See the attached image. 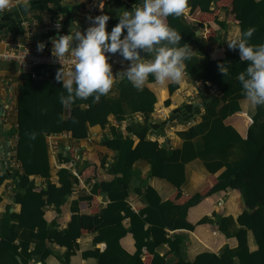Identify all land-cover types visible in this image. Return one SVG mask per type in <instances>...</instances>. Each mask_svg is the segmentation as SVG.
Wrapping results in <instances>:
<instances>
[{
  "label": "crops",
  "instance_id": "crops-1",
  "mask_svg": "<svg viewBox=\"0 0 264 264\" xmlns=\"http://www.w3.org/2000/svg\"><path fill=\"white\" fill-rule=\"evenodd\" d=\"M14 1L6 0V7L0 9V33L19 41L24 38V28L21 24L24 18L40 24L46 16L60 17L64 25L63 34L80 30L79 15L86 6V0H23L18 4H14ZM10 5L12 8L8 9ZM137 6H142V3L111 0L107 4V14L111 18H118L124 11ZM191 8L192 0H188L183 14L188 15ZM218 25V34L210 41L206 39L207 26L200 27L196 31L197 40L185 46L191 51L189 62L201 64L215 54L221 56L223 51L239 52L229 49L227 41L237 34H242L240 25L228 22L224 12L218 18ZM112 28L113 25L108 22V31H111ZM47 36L37 34L34 36L35 42L46 44ZM258 44H264V37ZM5 49L6 45L0 42V51ZM113 55L115 54H109V63L113 66L114 82L106 94V100L112 104L113 111L108 116L107 125L89 126L87 137L80 140L61 137L57 139L53 149L48 144L51 176L49 178L31 177L37 183L44 185L50 183L60 185L63 169L71 171V168H76L80 173L83 164L88 162L91 157L96 156L100 162L105 163V167L100 169L101 176L96 181H110L114 178L111 170L118 157V151L109 148L105 143L112 135V128H115L120 135L126 138H133L136 145L139 142V137L135 135V131L142 127H148L146 139L157 140L161 146L168 144L171 155H176V160L165 164L164 177L151 176V160H137L132 167L133 176L129 184L127 201L131 212L138 214L147 206L145 193L148 186L153 187L162 199L160 204L162 214L166 222L171 225L179 210V207L171 201L172 196L178 190L179 183L182 191L195 195L203 191L207 185V178L211 174L207 165L221 164L215 176L218 179H226L232 176L236 170L247 166L257 152V146L254 143L241 138L240 132L241 129L246 128L247 120L241 115L231 116L230 121L223 120L219 115H210L205 109L209 100L216 95L219 97L217 112L226 104L238 100L242 114L252 119V130L263 137L264 110H259L257 105H252L245 98L242 93V85L237 77L226 84L221 79L215 82L192 81L186 65L183 79L179 83L169 81L161 84L156 80L151 81L149 75L143 88L138 90L125 76L130 62L112 60ZM47 67L52 66H39L34 73L23 75L17 62L0 61V144L3 145V149L7 147L5 156L0 158V175L5 172H8L9 175L0 184V196L2 197L0 202V239H7L14 229L18 235L15 243L20 247L24 242H28L30 250L48 248L52 251L46 258V264H98L96 258L83 256L84 252L96 248L104 251L110 260L118 259L120 264H136L138 259L148 260V253L144 246L154 241L151 230L147 234L138 236V242L143 246V249L139 251L136 249L135 238L131 233H127L120 240L122 248L126 251L122 253L115 246L96 239L116 229L115 225L105 226L79 238L76 253L70 257L69 263H65L68 253L65 246L36 238L31 229L24 228L9 219V212L19 213L21 211V205L14 202V196L18 189L19 174L23 173L24 168L22 165L18 167L10 162V154L14 156L18 144L20 91L27 79L58 82L56 73H50L51 71ZM58 69L60 67L54 72H57ZM58 83L62 85V82ZM146 88L150 89L157 97L149 119L137 109V106L141 105L139 93ZM168 100H170V104L166 103ZM68 146H74L81 150V159L74 166L60 160L64 148ZM56 163H63L65 166L57 168ZM96 181L79 178V183L74 185L73 193L62 208L65 212L64 222L53 223L51 225L53 230L65 228L72 214L77 216L80 213L101 214L103 208L107 207L110 201L108 194L96 196L100 206L99 211L89 207L81 208L85 194L91 193ZM139 190L141 192H138ZM248 193L249 201L253 204L256 200L255 195L251 191ZM245 208L246 204L241 192L232 188H228V194L223 198L221 204L210 203L209 199L202 201L189 211L188 220L192 223H197L204 218L203 223L196 225L194 231L168 229V235L171 238H174L177 233L180 234L183 242L181 254L171 253L169 245L164 243L157 247L155 259L163 264H174L181 255L188 260H194L198 254L205 251L218 255L229 251L236 254L239 249L236 248L237 240L234 236L245 228L238 222V217ZM214 212L220 214V217ZM123 226L130 229V215L125 217ZM148 228L151 229V225ZM219 229H222L230 239H227ZM248 242L252 251L258 248L251 231L248 232ZM227 244L232 249H229ZM40 263L38 257L31 262V264ZM0 264H22V260L20 256L10 251L0 250ZM235 264H239L237 257H235Z\"/></svg>",
  "mask_w": 264,
  "mask_h": 264
},
{
  "label": "trees",
  "instance_id": "trees-1",
  "mask_svg": "<svg viewBox=\"0 0 264 264\" xmlns=\"http://www.w3.org/2000/svg\"><path fill=\"white\" fill-rule=\"evenodd\" d=\"M130 3H142V0H128ZM226 13L228 22H235L241 27V32L254 28L250 43L258 44L264 37V0H192V8L188 15H171L166 22L176 29L182 36L180 46H186L198 36L196 31L200 27L207 26L206 39L212 40L218 34V18L221 13ZM101 14H107V5ZM100 14V15H101ZM108 15V14H107ZM113 27L119 23L118 18H110ZM148 59L149 57H146ZM219 63H225L228 75H223L218 69ZM187 72L192 81L215 82L221 79L224 84L232 82L238 74L247 67L246 62H241L239 52L229 53L223 51L213 55L204 63L194 64L185 62ZM59 67H47L50 73ZM150 80L155 81L150 75ZM75 87V86H74ZM223 90L225 91L224 87ZM68 93L58 82L46 80L27 79L21 88L19 98V127L16 156L24 171L19 174L18 189L15 192L14 202L21 205L19 213L9 212V219L17 222L24 228L31 229L33 236L39 239L51 241L68 249L65 263H69L70 257L76 253L78 239L82 236L100 230L109 225H115L116 229L101 237L98 241H105L113 245L119 252L125 253L120 240L127 233H131L136 240L137 251L143 249L138 242V236L147 234L151 230L154 241L145 244L148 260L138 259L136 264H163L155 259V252L159 245L168 244L171 253L181 254L182 239L180 234L174 238L168 235V229L174 231H194L196 225L202 224L203 219L197 223L188 220L189 211L202 201L209 199L210 203L221 204L228 194V188L239 190L243 196L246 208L238 217V222L245 228L241 229L234 237L237 240L239 250L236 254L227 252L218 255L205 251L198 254L194 260H188L182 255L174 264H235V257L239 264H264V137L254 132L251 128L252 119L242 114L238 100L226 104L219 112L216 108L220 102L219 97L213 96L205 105L207 113L219 115L223 120H229L231 116L241 115L247 120L244 130L241 129V138L254 143L257 152L247 166L236 170L232 176L226 179H218L215 176L221 164L207 165L211 174L207 178L205 189L195 195L187 194L178 185V190L172 196L171 201L179 207L174 222L169 225L160 208L162 199L158 192L148 186L145 196L147 206L138 214L131 212L127 198L129 196V184L133 176V164L139 159H148L152 162L151 176L164 177L166 163L176 160V155H171L168 144L163 146L157 140L146 139L148 127H142L135 131L139 137L135 145L133 138H126L112 128V135L105 141L106 145L118 151V157L112 166L111 173L114 178L110 181H96L100 178V169L105 163L93 156L85 162L80 169V177L88 181H96L91 193H86L81 203V208H93L99 211L97 195L108 194L110 199L107 207L101 214H72L67 226L63 229L53 230L51 225L55 222L63 223L65 212L63 206L68 197L73 193L74 185L79 183V178L68 169L61 171L60 185L50 183L44 185L37 183L32 178L51 176V166L46 135L49 133H71L74 139L87 137L89 126H106L108 116L113 111V106L106 100V95L99 99L93 96L86 100L75 99L68 101L66 105L61 103V97L67 98ZM141 105L137 109L142 111L149 119L153 105L157 102L156 95L148 88L139 93ZM170 104V100L166 101ZM84 106V107H83ZM259 110H264V105H257ZM122 119V118H121ZM2 154L0 157H4ZM81 159V150L74 146L64 148L60 160L62 162L77 163ZM8 172L0 175V184L8 177ZM248 191L255 195V202L250 203ZM138 192H141L140 190ZM2 197L0 196V202ZM124 213V214H123ZM220 217V214L214 212ZM127 215L131 216V227L126 229L123 221ZM151 225V229L148 227ZM148 228V229H147ZM227 239L230 237L222 230ZM251 231L258 248L252 251L249 247L248 232ZM17 233L12 229V234L7 239H0V250H7L20 256L22 264H31L38 257L40 264H46V258L52 253L48 248L44 250H30V243L24 242L20 247L15 243ZM229 249H232L228 244ZM85 258L94 257L98 264H120L118 259L110 260L108 256L96 248L83 253Z\"/></svg>",
  "mask_w": 264,
  "mask_h": 264
},
{
  "label": "clouds",
  "instance_id": "clouds-1",
  "mask_svg": "<svg viewBox=\"0 0 264 264\" xmlns=\"http://www.w3.org/2000/svg\"><path fill=\"white\" fill-rule=\"evenodd\" d=\"M188 0H142V6L126 10L119 17L111 31L107 14L90 17V26L84 31L50 38L52 56L61 64L66 56L74 58L70 68L58 69L56 80L68 93L61 97V103L75 99L86 100L95 94L99 99L106 95L114 82L109 54L118 51L125 61L130 62L125 76L133 87L143 88L149 75L161 84L169 81L179 83L184 76L185 62L191 59V51L180 46L181 34L171 27L167 17L184 13ZM6 7V0H0V9ZM255 29L249 28L227 41L228 48L239 51L241 62L247 67L237 76L242 93L252 105H264V44L250 43ZM44 42L37 44V51L43 52ZM143 49L148 59L140 58ZM218 69L228 75L225 63ZM75 86V87H74Z\"/></svg>",
  "mask_w": 264,
  "mask_h": 264
},
{
  "label": "built area",
  "instance_id": "built-area-1",
  "mask_svg": "<svg viewBox=\"0 0 264 264\" xmlns=\"http://www.w3.org/2000/svg\"><path fill=\"white\" fill-rule=\"evenodd\" d=\"M23 0H15L13 3L18 4ZM111 0H86V6L84 10L81 11L79 15L80 31H84L90 26V17L100 15L105 6ZM12 5L8 6L11 9ZM24 28V38L22 40H14L10 36H6L0 33V42L6 45L4 51H0V61H14L20 66V71L23 75H29L35 72L36 68L39 66H52V67H62L67 69L74 63V58L71 56H66L63 59V63L52 56V43L50 38L63 35L64 25L60 17L46 16L40 24L37 22L24 18L21 21ZM48 35V41L43 52L37 51V42H35V35ZM47 141L51 149L56 145V141L59 138L71 139L72 135L68 132L64 133H52L47 134ZM10 153V152H9ZM5 154V149L3 145L0 144V156ZM10 162L18 167H21V163L17 160L16 151H14V156L10 154ZM1 158V157H0ZM71 166L76 163L70 162ZM69 165V166H70ZM65 165L62 163H56L57 168H62ZM70 166V167H71ZM71 171L78 178L80 173L76 168H71Z\"/></svg>",
  "mask_w": 264,
  "mask_h": 264
},
{
  "label": "water",
  "instance_id": "water-1",
  "mask_svg": "<svg viewBox=\"0 0 264 264\" xmlns=\"http://www.w3.org/2000/svg\"><path fill=\"white\" fill-rule=\"evenodd\" d=\"M144 57H145V53H144L143 49H141L140 50V58L144 59ZM112 60L119 61V62H128V61L124 60V57L120 54L119 51L115 55H113ZM5 149L7 150V147Z\"/></svg>",
  "mask_w": 264,
  "mask_h": 264
}]
</instances>
